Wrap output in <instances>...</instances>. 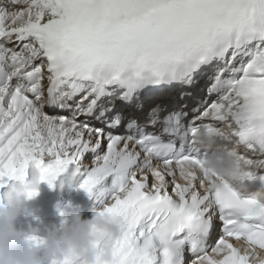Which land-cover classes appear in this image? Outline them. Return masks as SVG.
<instances>
[{
	"label": "snow or ice",
	"instance_id": "1",
	"mask_svg": "<svg viewBox=\"0 0 264 264\" xmlns=\"http://www.w3.org/2000/svg\"><path fill=\"white\" fill-rule=\"evenodd\" d=\"M225 126L264 161V0H0V190L71 172L121 227L110 264L264 249V201L200 164L196 135Z\"/></svg>",
	"mask_w": 264,
	"mask_h": 264
},
{
	"label": "clouds",
	"instance_id": "2",
	"mask_svg": "<svg viewBox=\"0 0 264 264\" xmlns=\"http://www.w3.org/2000/svg\"><path fill=\"white\" fill-rule=\"evenodd\" d=\"M223 140L231 143L228 150L218 143L219 135L200 131L196 135V144L200 152L206 153L200 161L203 169L220 179L234 184L246 175L255 176L264 170V161L242 163L237 159L240 145L233 143V129H222ZM39 174L34 173L31 181L38 190ZM240 189L246 190L243 183ZM23 184H14L4 193V203L0 206V264H110L112 260L111 243L120 234V225L110 216L94 213L85 218L76 212L71 222L53 224L42 243H34L28 235L17 227L21 215V197L26 196ZM38 194V191H37ZM251 197L264 201V189ZM29 198V197H27ZM34 198L30 197L29 199ZM246 255L253 256L250 264H264V249H254L250 245H241ZM218 261L221 256L215 257Z\"/></svg>",
	"mask_w": 264,
	"mask_h": 264
},
{
	"label": "bare ground",
	"instance_id": "3",
	"mask_svg": "<svg viewBox=\"0 0 264 264\" xmlns=\"http://www.w3.org/2000/svg\"><path fill=\"white\" fill-rule=\"evenodd\" d=\"M163 102H167V100H165V101H163ZM59 112H57V113H54V114H58ZM62 114H66V113H62Z\"/></svg>",
	"mask_w": 264,
	"mask_h": 264
}]
</instances>
